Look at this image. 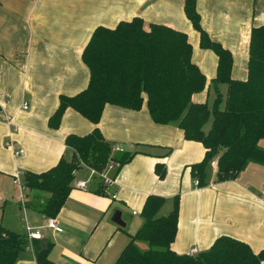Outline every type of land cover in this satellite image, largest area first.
Wrapping results in <instances>:
<instances>
[{"label": "crops", "instance_id": "0c3cea01", "mask_svg": "<svg viewBox=\"0 0 264 264\" xmlns=\"http://www.w3.org/2000/svg\"><path fill=\"white\" fill-rule=\"evenodd\" d=\"M195 6L202 29L231 53L232 78L245 79L250 31L264 25V0H195ZM183 7L184 0H0V224L22 235L27 227L39 230L42 242L52 244L48 258L53 263L114 264L129 235L143 223L140 213L150 195L164 198L159 217L168 215L178 200L177 232L170 246L177 254L189 255L193 248L195 254L206 251L221 235L247 243L254 252L264 248V166L250 164L235 179L220 183L210 166L206 186H195L190 165L203 159V146L185 140L176 126L154 123L145 102L138 111L104 107L97 125L104 140L134 155L119 169L107 194L71 191L55 217L60 233L43 227L41 213L22 206L26 191L13 183L17 174L40 173L60 158L70 159L66 137L94 129L70 108L58 128H50L48 120L60 96L73 97L86 88L89 71L81 55L98 26L113 28L140 17L146 26L162 24L185 33L192 62L209 86L192 101H213L217 56L200 47ZM219 90L224 95L226 87ZM5 117L12 118L15 130ZM10 139L12 148L5 145ZM258 145L264 149V138ZM157 163L165 166L162 179L155 173ZM85 176L79 172L76 180ZM115 211L121 219L127 217L124 227L111 221ZM37 242L29 241L15 264H36Z\"/></svg>", "mask_w": 264, "mask_h": 264}, {"label": "trees", "instance_id": "16d2710c", "mask_svg": "<svg viewBox=\"0 0 264 264\" xmlns=\"http://www.w3.org/2000/svg\"><path fill=\"white\" fill-rule=\"evenodd\" d=\"M184 13L199 35V45L217 56L216 75L211 81L212 104L194 103L192 96L207 87L204 74L192 62L187 35L171 27L151 23L140 17L121 21L113 28L98 26L92 32L81 58L89 71L85 89L73 97L60 96L48 126L59 127L70 108L94 125L83 136L70 134L65 145L70 159L60 160L50 169L26 171L20 180L25 188L24 206L45 218L58 215L69 194L76 189L75 172L85 168L102 171L109 161L119 169L133 157L131 153L112 154L97 125L106 105L138 111L145 102L152 121L176 126L187 141L200 143L203 159L190 165L192 177L206 186L210 163L214 161L217 183L233 180L248 165L264 166V25L252 28L248 44L247 76H231L233 58L202 29L195 0H184ZM226 87L223 95L219 87ZM210 122L207 131L205 126ZM156 175L165 176L163 163L155 165ZM89 190L105 194L100 179L91 178ZM164 198L150 195L141 209L143 223L129 235V241L114 264H264V248L254 252L236 238L221 235L210 248L195 255L177 254L171 244L177 232L178 200L166 216H157ZM38 241L34 246L36 264H55L49 258L52 244ZM29 240L0 224V264H15ZM145 245V248L141 247Z\"/></svg>", "mask_w": 264, "mask_h": 264}, {"label": "built area", "instance_id": "2783aa9c", "mask_svg": "<svg viewBox=\"0 0 264 264\" xmlns=\"http://www.w3.org/2000/svg\"><path fill=\"white\" fill-rule=\"evenodd\" d=\"M28 108L27 103H24L22 106L23 110H26ZM4 122L7 124L8 127H13V130H15V126L12 122V118L10 117H5ZM6 147L12 148L13 146V142L11 141V139L5 143ZM22 150H20L19 152H17L16 154H22ZM115 153H123L122 149L119 146H113L112 147V154ZM210 165L212 167H216V163L214 161H212L210 163ZM119 168V164L118 163H114L109 161L107 163V165L105 166V168L102 171H96L94 169L91 168H86L88 170L87 174H88V178L84 179V180H77L75 182V187L77 189H81V190H87L90 188L91 185V181H92V177H96L98 179H100V181L103 182V185L105 186V194L108 193L107 189L114 183L115 180V173L116 170ZM21 174H17L14 178H13V183L17 186V188L20 191L25 190L21 180H20V176ZM75 175L77 176V172H75ZM198 180H195V186H198ZM111 199H115L116 195L115 194H111L110 195ZM22 206H24V203L22 202ZM135 214V212L133 213ZM44 228L52 230L53 232L56 233H60L61 232V228L58 226L57 221L54 218H46L45 223H44ZM26 237L29 241H34V240H42V233L39 230H32L29 227L26 228ZM196 249L193 248L190 250L189 255H194L196 253Z\"/></svg>", "mask_w": 264, "mask_h": 264}, {"label": "water", "instance_id": "95a60500", "mask_svg": "<svg viewBox=\"0 0 264 264\" xmlns=\"http://www.w3.org/2000/svg\"><path fill=\"white\" fill-rule=\"evenodd\" d=\"M111 221L116 224L117 226L119 227H124L125 226V223L122 221L121 219V212L120 211H115L112 218H111Z\"/></svg>", "mask_w": 264, "mask_h": 264}, {"label": "rangeland", "instance_id": "374dc122", "mask_svg": "<svg viewBox=\"0 0 264 264\" xmlns=\"http://www.w3.org/2000/svg\"><path fill=\"white\" fill-rule=\"evenodd\" d=\"M203 100H204V99H203ZM207 101H208V104H209V105L212 104V102L210 101V98L207 99ZM209 127H210V122L205 126L204 130L207 129V128H209ZM87 172H88V170L84 167V170L82 171V173L86 174V176H85L86 178H88V174H87ZM85 177H84L82 180L86 179ZM125 219H127V217H126L125 215H123V216H122V221L125 220ZM123 222H124V221H123ZM127 229H128V228H127ZM127 229H124V231H125V232H126V231L128 232ZM43 232H44V230H43ZM144 246H145V245H144Z\"/></svg>", "mask_w": 264, "mask_h": 264}]
</instances>
